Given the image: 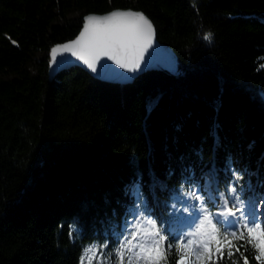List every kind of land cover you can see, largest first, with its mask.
<instances>
[{"label": "trees", "instance_id": "1", "mask_svg": "<svg viewBox=\"0 0 264 264\" xmlns=\"http://www.w3.org/2000/svg\"><path fill=\"white\" fill-rule=\"evenodd\" d=\"M116 8L150 18L176 70L127 84L77 65L50 74L52 46ZM261 64L264 0H0V264H79L92 244L115 264L137 219L185 232L193 188L215 214L227 186L244 187L263 214Z\"/></svg>", "mask_w": 264, "mask_h": 264}, {"label": "snow or ice", "instance_id": "2", "mask_svg": "<svg viewBox=\"0 0 264 264\" xmlns=\"http://www.w3.org/2000/svg\"><path fill=\"white\" fill-rule=\"evenodd\" d=\"M154 34L152 23L140 12L113 11L106 15H88L74 40L51 49L49 66L61 65L67 62V57H75L92 72H97L100 60L107 58L120 68L135 72L152 46ZM204 39L209 40L210 34H206ZM58 56L61 57L59 61ZM232 175L237 182L243 179L239 171H233ZM226 191L231 194V206L229 200H223L222 210L215 214L208 210L204 196L199 195L195 188L187 192L191 200L200 201L199 205L190 206L192 211L186 218L194 228L183 233H170L171 241L154 220L137 219L129 226L131 231L118 239V247L114 250L115 264H167V257L173 250L175 264H218L224 259L225 251L230 260L239 253L243 264H249L245 255L249 247L258 264H264V222L259 220L258 209L252 210L254 201L245 199L244 187L229 185ZM173 198L181 199L178 196ZM184 211H189V208ZM74 232H80L76 222L69 225L70 238ZM237 241L241 243L238 245ZM105 247L106 244L85 247L79 264H93V261L95 264H112L111 258L103 253ZM232 264H238V261H232Z\"/></svg>", "mask_w": 264, "mask_h": 264}, {"label": "water", "instance_id": "3", "mask_svg": "<svg viewBox=\"0 0 264 264\" xmlns=\"http://www.w3.org/2000/svg\"><path fill=\"white\" fill-rule=\"evenodd\" d=\"M113 11L140 12L150 20V18L145 13H143L140 10H136V9H132V8H116V9H112V10H110L108 12H104V13H88V14L83 16L81 28L78 31V33L75 35L74 38L67 40V41H64V42H61V43H57V44L53 45L52 48L55 46L67 43L71 40H74L79 35L80 31L82 30L84 18L86 16H88V15H106V14H109ZM150 22L152 23L151 20H150ZM152 25H153V23H152ZM153 28H154L155 34H154L152 46L145 53L144 59L141 62L140 68L135 72L126 71L125 69H122L118 65L113 63L111 60H108L107 58H102L100 60V62L98 64L97 72H92L81 61L77 60L75 57H67V54H65L67 57V62H65L61 65H53L52 67L49 66L50 74L54 75L58 71L62 70L63 68H66V67H69L72 65H77V66L82 67L88 73H90L92 76H94L100 80L108 81V82H112V83H118V84L130 83L138 75H140L141 73H143L147 70L158 69V70H163V71L171 74L177 68V65H176L177 59H176L175 53L173 52L172 48L169 45L162 43L157 39L156 30H155L154 25H153ZM57 59L59 61L61 59V57L58 56ZM49 65H50V63H49ZM101 65H103L104 67H101Z\"/></svg>", "mask_w": 264, "mask_h": 264}, {"label": "rangeland", "instance_id": "4", "mask_svg": "<svg viewBox=\"0 0 264 264\" xmlns=\"http://www.w3.org/2000/svg\"><path fill=\"white\" fill-rule=\"evenodd\" d=\"M259 204H260V200H259V198H257V201L254 203V205H252V210H257L258 209L257 215L259 217V220L261 222H264V213L263 214L260 213V206H259ZM192 228H194V224H191L190 223V225L187 226L186 231H190V230H192Z\"/></svg>", "mask_w": 264, "mask_h": 264}]
</instances>
